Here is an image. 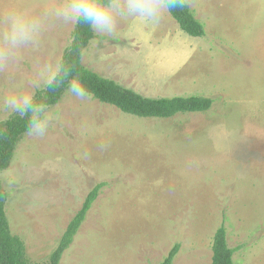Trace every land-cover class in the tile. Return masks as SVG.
I'll use <instances>...</instances> for the list:
<instances>
[{"label":"rangeland","instance_id":"rangeland-1","mask_svg":"<svg viewBox=\"0 0 264 264\" xmlns=\"http://www.w3.org/2000/svg\"><path fill=\"white\" fill-rule=\"evenodd\" d=\"M64 2L0 0V37L12 10L44 25L35 45L0 62V121L13 116L4 98L35 96L28 81L71 45L75 24L44 16ZM186 3L206 37L184 32L170 13L147 27L118 17L82 61L143 95L206 96L212 107L140 117L66 92L49 107L55 126L40 139L26 133L0 175L29 263H50L88 193L105 182L59 264H158L176 243L173 264H211L224 218L236 264H264V0Z\"/></svg>","mask_w":264,"mask_h":264},{"label":"trees","instance_id":"trees-1","mask_svg":"<svg viewBox=\"0 0 264 264\" xmlns=\"http://www.w3.org/2000/svg\"><path fill=\"white\" fill-rule=\"evenodd\" d=\"M170 14L178 22L180 28L189 35L207 36L204 24L196 17L187 3L182 9L172 10ZM94 37L95 33L86 23L75 24L73 41L64 51L61 60L71 69L69 78L58 88L39 90L34 96L36 102L45 103L49 107L58 104L66 93L68 82L79 79L91 95L101 102L140 117L168 118L180 112L206 111L212 107L213 99L206 96H146L86 67L82 58L85 49ZM28 119L27 116L21 118L13 115L5 121H0V175L11 165L18 142L27 133ZM104 186L105 182L97 183L88 193L82 207L74 215L58 246L52 252L49 264H59L64 252L73 245L79 229L86 221L88 213ZM6 203L7 193L0 180V264H31L26 259L23 240L11 232ZM228 234V226L224 218L214 236L211 264H236L234 255L237 248L229 245ZM180 248V244L176 243L158 264H173Z\"/></svg>","mask_w":264,"mask_h":264},{"label":"clouds","instance_id":"clouds-1","mask_svg":"<svg viewBox=\"0 0 264 264\" xmlns=\"http://www.w3.org/2000/svg\"><path fill=\"white\" fill-rule=\"evenodd\" d=\"M185 5L186 0H65L59 7L47 10L44 16H55L72 24L83 22L94 33L110 35L116 29L118 17L132 18L146 27L155 26L166 13ZM6 23L7 30L0 37V62L17 55L25 46L35 45L44 27L41 17L20 10L10 11ZM70 71L61 61L41 68L28 84L33 90L58 88L68 80ZM66 92L81 101L91 96L79 79L69 81ZM3 107L9 115L27 116V135L37 139L43 138L57 122L47 104L36 102L33 92L12 93L4 98ZM100 147L103 149L106 145Z\"/></svg>","mask_w":264,"mask_h":264},{"label":"crops","instance_id":"crops-1","mask_svg":"<svg viewBox=\"0 0 264 264\" xmlns=\"http://www.w3.org/2000/svg\"><path fill=\"white\" fill-rule=\"evenodd\" d=\"M142 94V93H141Z\"/></svg>","mask_w":264,"mask_h":264}]
</instances>
